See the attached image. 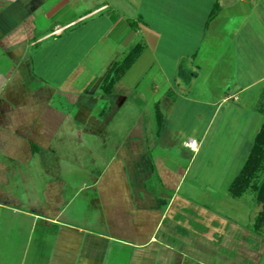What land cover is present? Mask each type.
<instances>
[{"label": "crops", "instance_id": "0c3cea01", "mask_svg": "<svg viewBox=\"0 0 264 264\" xmlns=\"http://www.w3.org/2000/svg\"><path fill=\"white\" fill-rule=\"evenodd\" d=\"M85 1L0 0V264H26L39 222L51 232L59 227L61 264H103L116 249L141 250L142 259L161 264L163 258L150 253L171 242L166 234L176 233L179 213L193 206L217 218L203 201L199 207L181 193L205 148L221 158L218 165L208 159L204 180L215 187L225 163L247 144L242 164L234 175L228 170L222 186L233 198L247 191L255 198L250 190L234 196L230 187L264 124V6L243 5L248 0ZM84 25L94 27L97 42L113 44L102 69L77 60ZM137 45L133 64L104 91L109 69ZM147 52L156 61L128 78ZM62 53L66 72L47 77L54 67L44 65L61 66ZM251 108L258 125L246 143ZM86 171L93 180H82L78 172ZM204 176L192 178L193 185ZM22 187L41 189L40 210L29 207L35 198L22 195ZM229 223L225 232L238 233L237 222Z\"/></svg>", "mask_w": 264, "mask_h": 264}, {"label": "rangeland", "instance_id": "374dc122", "mask_svg": "<svg viewBox=\"0 0 264 264\" xmlns=\"http://www.w3.org/2000/svg\"><path fill=\"white\" fill-rule=\"evenodd\" d=\"M95 1L101 3L103 1H108L113 4L114 1H116L117 6H142L139 5V3L128 5L122 0H86L85 3L87 6H91V4H93ZM257 1L248 0L243 5L264 6V0L259 2ZM89 2L91 3L90 5H88ZM237 6L242 5L238 4ZM132 13L133 15H137L134 10ZM132 21L133 19L129 20V22ZM76 30L77 29H75V31ZM82 30H85L86 34L84 35V41H81L82 43L79 45V49L77 50V60L81 61L86 67L91 66L96 67L98 70L99 68L102 69V67L106 65L107 61L109 60L111 55V47H113V44L109 43V41L97 42L98 40L95 33H92L94 31V27L92 26L85 27L84 25ZM137 40H139V38H137ZM74 44L78 45L79 43L77 44L74 42ZM62 55L64 58L68 57L65 53H62ZM151 56L154 57L155 55H152L150 52L145 53L138 61L136 66L130 72H128V78L135 77V74L138 73L137 70H140L142 67H144V64H148L151 60L156 61L155 58H150ZM68 61L69 60L67 58V60H64V62L61 63V66L58 64H49L51 61L44 65V67H54L52 70L51 68H48V70L52 71L53 73L51 76L47 77H51L53 79L61 78V76H63V74L66 72L65 70L68 68ZM239 61L241 62V65H243L245 62L249 61V59ZM244 78L245 80H250L253 78V75L245 74ZM199 79L204 80L205 78L204 76H201ZM257 88L259 87L257 86L256 89ZM253 91L254 88L247 92L249 93ZM232 107L233 105L231 103L230 108L232 109ZM251 110H253V114L245 116L247 120L245 133L246 143H249L250 140L248 136L250 134L253 135V133L256 131L255 128H257L258 125V115L254 109L251 108ZM250 139H252V136ZM234 141H236V139H234ZM247 148L248 147L246 144L244 152L243 149L242 151L240 149V153H235L234 155L232 154L231 158L229 159V163H225V165H227V169L220 174L219 180L217 181L215 187L206 186L208 181L204 180L208 177V173L206 171L208 166H210L208 159L218 165V162L221 158L219 156H213L209 154V151L206 148L202 150V152L197 157V160L192 165L188 177L181 187V193H190V197L195 200V205H199V207L202 205V203L198 201H203L209 207V212L215 214L217 218H211L210 215L206 216V214L202 215L198 211L194 210L193 206L187 207L186 210L182 211V213H179L180 215L177 216L176 233H174L173 236L168 233L166 234L168 237H170L171 242L166 245L162 244L160 250L157 253H150L152 251L151 249L145 250L144 253L149 252L150 254H157V256L159 255L163 258H161V264H264V224H262L261 234H258L252 229L254 218L256 214L264 208V203L256 201L252 193L249 191H247L243 197L233 198L228 194L226 187L222 186L224 182L222 181V177L227 175L229 169L231 170L228 172V175H234L237 172V168L242 164V161L245 158ZM89 156L90 155L88 154L86 157L89 158ZM223 161H225V159L222 160V162ZM78 173L84 175L82 176V180L85 181H88V179L91 177L90 172L87 171ZM199 174L205 176L201 178L200 182H198V185L196 184V186H194L192 178ZM91 179L93 180V177L90 178V180ZM72 188L73 186L71 189ZM34 189L35 188L22 187L21 193L22 195L25 193L29 197L34 196L35 204L28 203L29 207L34 210V206H36L38 210H40L44 204L43 200H40L41 198H39L42 195V192L41 189L39 190V188L36 190ZM188 189H190L191 192ZM4 201L8 204H18V201ZM19 205L22 207H28L26 202H22ZM231 220H235L239 227V232H235L234 235L232 230H230L231 232H225L224 230L226 223L228 222V224H230L229 221L231 222ZM78 223L82 224L81 222ZM58 230L59 227L54 226L51 232L50 228H47L45 224L41 222L38 223L37 227L33 229L30 235L32 241L30 242L31 247H29V250L27 251L26 264H47L50 261V256L52 257V255L55 256L53 264L63 263L62 259L60 258L62 253L60 252V248L57 246ZM74 253V250L69 251L71 261H74ZM141 257V250L133 249L131 251L124 252L119 249L108 250L106 260L103 264H151L152 260L147 261Z\"/></svg>", "mask_w": 264, "mask_h": 264}, {"label": "trees", "instance_id": "16d2710c", "mask_svg": "<svg viewBox=\"0 0 264 264\" xmlns=\"http://www.w3.org/2000/svg\"><path fill=\"white\" fill-rule=\"evenodd\" d=\"M215 8L211 17L216 13ZM140 53V46H135L124 59L113 64L105 78L104 91L110 92L113 85L119 80L124 73L133 64ZM264 113V107L261 108ZM250 190L255 195V200L264 203V124L258 132L250 155L243 169L233 180L230 192L238 196ZM262 224H264V208L260 210L253 221L252 229L257 233H262Z\"/></svg>", "mask_w": 264, "mask_h": 264}, {"label": "built area", "instance_id": "2783aa9c", "mask_svg": "<svg viewBox=\"0 0 264 264\" xmlns=\"http://www.w3.org/2000/svg\"><path fill=\"white\" fill-rule=\"evenodd\" d=\"M190 145H192V143H190Z\"/></svg>", "mask_w": 264, "mask_h": 264}, {"label": "bare ground", "instance_id": "6f19581e", "mask_svg": "<svg viewBox=\"0 0 264 264\" xmlns=\"http://www.w3.org/2000/svg\"><path fill=\"white\" fill-rule=\"evenodd\" d=\"M189 142V141H188ZM192 146V145H191Z\"/></svg>", "mask_w": 264, "mask_h": 264}]
</instances>
